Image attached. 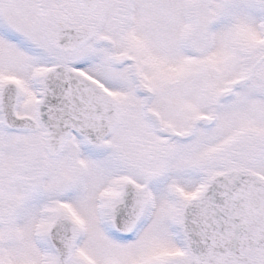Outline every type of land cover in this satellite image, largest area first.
<instances>
[{"label":"snow or ice","instance_id":"6c2138e0","mask_svg":"<svg viewBox=\"0 0 264 264\" xmlns=\"http://www.w3.org/2000/svg\"><path fill=\"white\" fill-rule=\"evenodd\" d=\"M0 264H264V0H0Z\"/></svg>","mask_w":264,"mask_h":264}]
</instances>
